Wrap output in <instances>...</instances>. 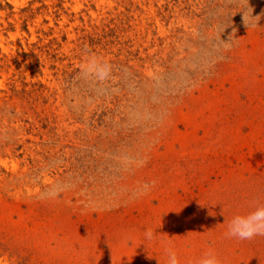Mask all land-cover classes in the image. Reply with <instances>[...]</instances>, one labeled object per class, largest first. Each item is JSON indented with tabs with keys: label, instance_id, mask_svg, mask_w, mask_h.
Segmentation results:
<instances>
[{
	"label": "rangeland",
	"instance_id": "obj_1",
	"mask_svg": "<svg viewBox=\"0 0 264 264\" xmlns=\"http://www.w3.org/2000/svg\"><path fill=\"white\" fill-rule=\"evenodd\" d=\"M257 206L264 0H0V264H264Z\"/></svg>",
	"mask_w": 264,
	"mask_h": 264
},
{
	"label": "clouds",
	"instance_id": "obj_2",
	"mask_svg": "<svg viewBox=\"0 0 264 264\" xmlns=\"http://www.w3.org/2000/svg\"><path fill=\"white\" fill-rule=\"evenodd\" d=\"M256 18V17H253ZM86 74L94 76L98 81L103 82L108 79L111 73V67L107 63L92 60L84 69ZM148 185H145L147 188ZM155 233L145 232L146 239H153ZM225 235L228 238H237L240 240H251L256 236H264V206H257L254 211L247 215H235L228 222V229ZM168 264H180L177 252L172 247H166ZM198 264H220L216 254L209 251L198 261Z\"/></svg>",
	"mask_w": 264,
	"mask_h": 264
}]
</instances>
